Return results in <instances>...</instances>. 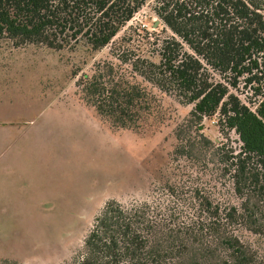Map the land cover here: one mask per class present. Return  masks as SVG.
<instances>
[{"label":"trees","instance_id":"16d2710c","mask_svg":"<svg viewBox=\"0 0 264 264\" xmlns=\"http://www.w3.org/2000/svg\"><path fill=\"white\" fill-rule=\"evenodd\" d=\"M148 1L0 0V42L94 53ZM152 1L171 34L156 62L101 61L75 87L98 124L121 131L157 127L162 95L192 105L175 125V166L146 199L106 201L73 264H264L248 241L264 236V0ZM240 84L245 102L233 93ZM213 115L238 136V153L200 132Z\"/></svg>","mask_w":264,"mask_h":264},{"label":"rangeland","instance_id":"374dc122","mask_svg":"<svg viewBox=\"0 0 264 264\" xmlns=\"http://www.w3.org/2000/svg\"><path fill=\"white\" fill-rule=\"evenodd\" d=\"M153 8L152 0L145 3L94 53L0 42L1 260L73 264L85 228L106 201L146 199L160 172L173 171L175 125L192 105L162 95L164 120L157 127L121 131L98 124L75 87L101 61L156 62L160 40L171 34ZM233 93L243 102L249 96L242 84ZM200 132L239 152L238 136L222 132L217 115L204 118ZM248 241L264 249V236Z\"/></svg>","mask_w":264,"mask_h":264}]
</instances>
